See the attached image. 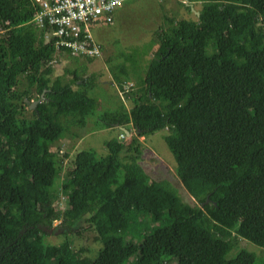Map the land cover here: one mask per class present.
<instances>
[{
	"label": "trees",
	"instance_id": "trees-1",
	"mask_svg": "<svg viewBox=\"0 0 264 264\" xmlns=\"http://www.w3.org/2000/svg\"><path fill=\"white\" fill-rule=\"evenodd\" d=\"M189 1L200 3V16L169 19L158 32L132 109L96 121L99 102L84 92L82 69L53 77L58 51L30 23L32 0H0V264H264L263 251L258 261L237 243L264 248V0ZM92 117L97 130L131 124L137 135L108 141L103 157L78 151L61 183L68 208L58 211L52 147L66 126ZM164 130L195 205L141 164L139 137ZM148 219L160 225L148 232ZM83 220L102 242L94 257L68 237ZM54 221L59 244L42 228Z\"/></svg>",
	"mask_w": 264,
	"mask_h": 264
},
{
	"label": "rangeland",
	"instance_id": "rangeland-1",
	"mask_svg": "<svg viewBox=\"0 0 264 264\" xmlns=\"http://www.w3.org/2000/svg\"><path fill=\"white\" fill-rule=\"evenodd\" d=\"M148 1H128L120 9L118 22L113 20L112 24L104 22L91 25L90 30L93 40L94 38L101 41L107 40L106 44L99 43L103 48V51L100 53V57H103V59H98L99 63H103L100 72L103 69L105 70L107 66H114L118 71L116 86L100 83L98 80V74L100 73L94 70L93 72L92 66L89 63L86 64V68H82L81 61L78 58L66 55L67 53L63 52L59 54L58 62L54 63L55 72L53 77L61 75L66 79L68 75L65 74V68L71 70H75L76 68L79 70L81 68L82 71L79 76H82L83 81L90 82L91 78L96 80V82L89 83L90 85L96 83L94 86L89 85L86 91L84 90L90 97L97 99L99 102L96 111V121L98 116L101 117L103 114L115 110L122 105L127 104L128 108L132 107V103L128 100H132V91L138 90L141 86L145 77L144 73L159 49L160 39L158 32L170 26L169 19L193 20L197 17L195 13V16H193V13L188 11L184 0ZM200 6V3H194L196 10L200 9ZM94 42L97 44L95 40ZM212 51L213 48H210L209 53H212ZM122 67H125L128 73V78H124V80H120L122 76L119 74ZM132 82L135 83V86L128 92L127 97L124 98L123 95L119 94V90L122 87L124 89L128 88ZM82 83V86L85 87V83ZM79 84L81 85V83L75 84L74 88L78 89ZM121 85L123 86L121 87ZM94 121L95 117L90 118L85 127L74 125L68 129L65 125L67 129L65 134L52 147V152L56 155L57 166L60 170V177L55 180L54 186L55 191L57 190L56 194L59 195L55 201L58 211L63 212L68 208V199L61 194L60 190L61 183L66 179L67 170L70 168L69 166H71L75 154L78 151L89 150L99 157L106 156L109 153L106 143L118 139V135L121 132L117 127L97 130ZM128 128L131 129L132 126L128 125ZM166 134H168V131L164 130L149 137H139L143 149L141 164L151 180L169 182L184 201L195 205V199L189 195L176 174V160L165 142L164 138ZM134 135L136 136L137 133L134 132ZM62 139L64 141L61 142ZM140 214L144 217H149L147 213ZM59 224L60 221H54L52 226H42L46 236L45 239L48 243L59 244L63 241L64 233L62 228H58ZM159 225L151 224L149 219L145 224L148 232H151L154 227ZM73 228L72 231H69L68 237L72 239L74 248L77 250L84 248L86 249V255L90 257L96 256L97 251L102 246V242L99 240L93 227L83 220ZM237 243L241 247L246 246L247 248L244 247L242 249L254 253L258 261H261L263 258L264 255H260H262L261 251L264 252V248L254 245L247 240L240 239ZM242 249H235V252H231L229 256L235 257Z\"/></svg>",
	"mask_w": 264,
	"mask_h": 264
},
{
	"label": "built area",
	"instance_id": "built-area-1",
	"mask_svg": "<svg viewBox=\"0 0 264 264\" xmlns=\"http://www.w3.org/2000/svg\"><path fill=\"white\" fill-rule=\"evenodd\" d=\"M130 0H32L35 13L31 20L46 42L54 40L61 53L72 57H99L91 25L113 23L116 9ZM56 62V61H55ZM125 139V135H121Z\"/></svg>",
	"mask_w": 264,
	"mask_h": 264
},
{
	"label": "crops",
	"instance_id": "crops-1",
	"mask_svg": "<svg viewBox=\"0 0 264 264\" xmlns=\"http://www.w3.org/2000/svg\"><path fill=\"white\" fill-rule=\"evenodd\" d=\"M131 1V0H130ZM135 1H138V0H135ZM140 1V0H139ZM142 1H145V0H142ZM151 0H149L148 2H150ZM127 3V2H126ZM125 4V3H124ZM123 4V5H124ZM123 5L122 6H120V7H118L117 9H116V11L114 12V14H113V20L114 21H116V22H118L117 21V19L120 17L119 16V13H120V9H121V7H123ZM127 6V5H126ZM113 21V22H114ZM99 23H104L103 21H101V22H99ZM96 24V23H95ZM94 24V25H95ZM112 24V23H111ZM94 40L97 42V43H101V44H106L107 43V40H98V39H95L94 38ZM78 59H79V61H81V63H83V62H89L88 61V59L87 58H82V57H78ZM98 59H103V57H98V58H95V59H93V61H91V62H89V65L90 66H92V71L94 70L95 72H98V73H100V74H98V80H99V82L100 83H103V84H113V85H115L116 86V83H117V79H116V77H115V75H113V73H112V66H107L106 68H105V70L103 69L101 72H100V68L102 67V64L101 63H99L98 62ZM82 71V70H81ZM93 71V72H94ZM106 78V79H105ZM105 79V80H104ZM112 79V80H111ZM89 81V80H88ZM93 81H95L96 82V80H94V79H90V83L91 82H93ZM78 83H81V85L83 84L82 82H78ZM133 84H134V82H132ZM96 84V83H95ZM95 84H92L91 86H94ZM136 93H138V91L136 92ZM126 106V105H125ZM128 108V107H127ZM128 109H131V108H128ZM128 128V127H127ZM132 129V128H131Z\"/></svg>",
	"mask_w": 264,
	"mask_h": 264
},
{
	"label": "clouds",
	"instance_id": "clouds-1",
	"mask_svg": "<svg viewBox=\"0 0 264 264\" xmlns=\"http://www.w3.org/2000/svg\"><path fill=\"white\" fill-rule=\"evenodd\" d=\"M193 4V3H192ZM59 56V55H58ZM79 57V56H78ZM78 57H74V58H78ZM82 58H86V57H82ZM95 58H98V57H95ZM84 79H82V81H83ZM133 86H135V83L133 84H130V86H128V88H125L124 90H119V94H121V95H123V97L124 98H126L127 97V94H129L128 92H130L133 88ZM129 102H131L132 103V100H128ZM133 104V103H132ZM125 106V105H124ZM126 108H127V104H126V106H125ZM132 107H133V105H132ZM132 107H131V109H132ZM131 109H128L127 108V110L128 111H130ZM130 126H132L131 124H129ZM117 127V126H116ZM128 127V125H126V126H119L118 125V127L117 128H119L120 130H121V132L119 133V135H118V140L119 141H121V142H125L126 141V139L127 138H129L130 136H135L134 135V132H136L135 130H134V128H133V126H132V129H129V128H127ZM125 135V139H122L121 138V135ZM65 196V195H64ZM67 199H68V203H69V198L67 197Z\"/></svg>",
	"mask_w": 264,
	"mask_h": 264
},
{
	"label": "water",
	"instance_id": "water-1",
	"mask_svg": "<svg viewBox=\"0 0 264 264\" xmlns=\"http://www.w3.org/2000/svg\"><path fill=\"white\" fill-rule=\"evenodd\" d=\"M184 3L191 8V11L196 14V16H200V12L194 8V4H192L189 0H184ZM28 102V100H26ZM40 103L39 100L31 103L30 108L34 109ZM118 127V125H116Z\"/></svg>",
	"mask_w": 264,
	"mask_h": 264
},
{
	"label": "bare ground",
	"instance_id": "bare-ground-1",
	"mask_svg": "<svg viewBox=\"0 0 264 264\" xmlns=\"http://www.w3.org/2000/svg\"><path fill=\"white\" fill-rule=\"evenodd\" d=\"M5 38V37H4ZM128 165H130V164H128ZM142 170V169H141ZM144 173V172H143Z\"/></svg>",
	"mask_w": 264,
	"mask_h": 264
}]
</instances>
